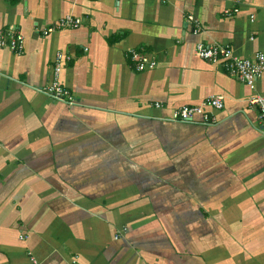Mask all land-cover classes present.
Here are the masks:
<instances>
[{
  "label": "crops",
  "instance_id": "crops-1",
  "mask_svg": "<svg viewBox=\"0 0 264 264\" xmlns=\"http://www.w3.org/2000/svg\"><path fill=\"white\" fill-rule=\"evenodd\" d=\"M66 15L81 26L43 35ZM10 27L25 48L0 47V264H264V125L248 102L264 74L253 92L195 53L264 54V0H0ZM131 48L157 67L136 70ZM58 54L74 105L37 91ZM212 95L214 124L169 120Z\"/></svg>",
  "mask_w": 264,
  "mask_h": 264
},
{
  "label": "built area",
  "instance_id": "built-area-1",
  "mask_svg": "<svg viewBox=\"0 0 264 264\" xmlns=\"http://www.w3.org/2000/svg\"><path fill=\"white\" fill-rule=\"evenodd\" d=\"M240 8L225 9L224 16L232 17L240 13ZM188 21L193 24L194 34H198L201 30V24L194 15L188 17ZM254 21V16H251ZM81 26V19L66 15L55 21L48 28L43 30V35L48 36L51 33L65 29H76ZM7 39L10 43L7 44ZM0 47L8 48L16 54H22L25 48V36L15 27H10L6 32H0ZM196 55L213 64H221L225 70L232 76H235L242 83L246 84L253 92L257 91V83L264 74V54L256 55L255 59L243 58L235 54L228 46L222 45H205L199 42L195 45ZM128 55L136 70L143 72L153 70L157 67L158 62L149 53L138 51L135 48L128 50ZM67 59L63 54H58L52 67V80L46 87L38 88L37 91L50 98L51 100L74 105L77 102L76 96L61 83V72L63 69V61ZM248 102L252 106L258 108V119L264 125V94L257 93L252 95ZM160 107V104H157ZM225 107L224 98L221 96H209L203 103L198 105H183L175 108L169 120L179 122H192L196 118L203 124L210 125L216 122L215 115L211 110L220 111ZM23 239V237H21ZM33 264H39L36 258L31 256Z\"/></svg>",
  "mask_w": 264,
  "mask_h": 264
}]
</instances>
